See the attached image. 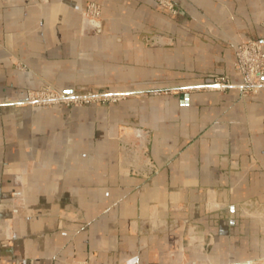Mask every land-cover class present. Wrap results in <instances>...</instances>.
Wrapping results in <instances>:
<instances>
[{
    "label": "crops",
    "instance_id": "1",
    "mask_svg": "<svg viewBox=\"0 0 264 264\" xmlns=\"http://www.w3.org/2000/svg\"><path fill=\"white\" fill-rule=\"evenodd\" d=\"M173 1L174 13L154 0H0V264L264 258V231L242 214L264 203V88L245 94L235 69L237 44L264 40V0ZM89 2L100 19L82 18ZM216 76L234 85L191 88ZM44 86L163 90L22 103ZM125 126L149 132L153 175L123 161Z\"/></svg>",
    "mask_w": 264,
    "mask_h": 264
},
{
    "label": "rangeland",
    "instance_id": "2",
    "mask_svg": "<svg viewBox=\"0 0 264 264\" xmlns=\"http://www.w3.org/2000/svg\"><path fill=\"white\" fill-rule=\"evenodd\" d=\"M154 1L157 3V5H159L158 0H154ZM170 1L174 4V8H175L174 1L173 0H170ZM160 6L163 7L162 5H160ZM97 10H100V13H99V15H97V17H94L95 16L94 11L96 12ZM167 11H169V10H167ZM81 15H82V18L87 20V21L88 20H98L101 17V6L98 3L89 2L86 4V7L82 11ZM142 38L146 44L151 45V44L157 43V41L153 38V36H149V37L143 36ZM244 40H248V39H242L241 41H244ZM252 40H262V39H252ZM262 41H264V40H262ZM235 51H236V49H235ZM235 56H236V54H235ZM19 68L22 70H25L23 67H19ZM235 69H236V67H235ZM242 82L240 84H237V86L245 94H255L261 90L260 89L258 92H246L240 86L242 84ZM233 85L234 84H232V86ZM162 90L163 89H154L151 91H143V89L130 88V89L123 90V91H94L92 89H84V90L75 91V92L80 93V94H86V93L99 94L102 97L107 95V94H112V93L113 94L114 93H127V94L125 97H123L119 100L105 99V97H104L99 102H92V103L83 104V105H79V106H75V105L67 106L64 104L46 103L49 100H46V99L42 100L43 98H46L48 95H51L52 93L59 94L61 92H64V91H61V90L54 88L53 86H44L42 88H30V89H28L27 94H26V98L22 101V103L31 104L32 106H34L35 108H38V109H45V108L57 107V106H66V107H83V106H91V105L110 106L112 104H116V103H118L122 100H125L129 97H132L134 95H143V94H148V93L156 95L158 93H161ZM173 90H176V89L170 88V89L164 90V91L168 92V91H173ZM222 91H225V90H222ZM29 92H31L33 94V97L35 99L31 102L28 99ZM148 133L149 132H147V130H143L139 127L125 126L119 131L118 138H119V143H121L120 144L121 145V156L123 157V161L127 164H130L132 167H134L136 169L143 167L147 171L148 175H153V173L156 172V166L154 165V163L151 160H149V155H148L147 149L145 147V143L147 142V139H149ZM147 174H145V175H147ZM242 204L244 205L243 210H242V214L247 218L257 220L261 226V229L264 231V203L245 201ZM261 260L262 259H259L255 262H258ZM72 261H74V260H72ZM83 261H87V260H83ZM69 262H71V261H69ZM69 262H67V263H69ZM88 264H89V262H88Z\"/></svg>",
    "mask_w": 264,
    "mask_h": 264
},
{
    "label": "built area",
    "instance_id": "3",
    "mask_svg": "<svg viewBox=\"0 0 264 264\" xmlns=\"http://www.w3.org/2000/svg\"><path fill=\"white\" fill-rule=\"evenodd\" d=\"M159 5L169 10L171 13L175 12L174 4L170 0H158ZM100 10L94 11V17L99 15ZM236 70L242 75L243 82L240 85L246 92H258L260 89L264 88V41L262 40H244L238 43L236 46ZM232 84L228 79L221 76L214 77L210 82L194 85L191 88L195 90H213L220 89L226 90L231 87ZM127 93H112L105 96L99 94L86 93L80 94L75 91L71 92H61L59 94L52 93L48 95L46 99L49 100L46 103L51 104H64L70 105H83L92 102H99L102 98L119 100L126 96ZM29 101L35 100L33 94L29 92ZM41 101V100H40ZM42 102V101H41ZM66 264H88L87 261L74 260ZM253 264H264V259Z\"/></svg>",
    "mask_w": 264,
    "mask_h": 264
},
{
    "label": "water",
    "instance_id": "4",
    "mask_svg": "<svg viewBox=\"0 0 264 264\" xmlns=\"http://www.w3.org/2000/svg\"><path fill=\"white\" fill-rule=\"evenodd\" d=\"M243 264H249V263H243Z\"/></svg>",
    "mask_w": 264,
    "mask_h": 264
}]
</instances>
